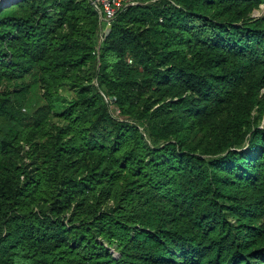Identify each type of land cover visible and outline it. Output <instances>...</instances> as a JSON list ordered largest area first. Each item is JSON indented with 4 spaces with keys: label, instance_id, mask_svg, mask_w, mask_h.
Returning <instances> with one entry per match:
<instances>
[{
    "label": "trees",
    "instance_id": "16d2710c",
    "mask_svg": "<svg viewBox=\"0 0 264 264\" xmlns=\"http://www.w3.org/2000/svg\"><path fill=\"white\" fill-rule=\"evenodd\" d=\"M132 1L0 5V264H264V0Z\"/></svg>",
    "mask_w": 264,
    "mask_h": 264
},
{
    "label": "built area",
    "instance_id": "2783aa9c",
    "mask_svg": "<svg viewBox=\"0 0 264 264\" xmlns=\"http://www.w3.org/2000/svg\"><path fill=\"white\" fill-rule=\"evenodd\" d=\"M97 10L98 16L103 20V25L99 29L98 39H102L108 32L110 20L117 9L123 8L126 3H132V0H90Z\"/></svg>",
    "mask_w": 264,
    "mask_h": 264
},
{
    "label": "rangeland",
    "instance_id": "374dc122",
    "mask_svg": "<svg viewBox=\"0 0 264 264\" xmlns=\"http://www.w3.org/2000/svg\"><path fill=\"white\" fill-rule=\"evenodd\" d=\"M264 13V4H260L258 8L254 9L252 11V14L253 15H261ZM59 94L57 95L56 97V105L58 106L59 104H62L61 101H65V100H68L70 94H71V90L69 88H67L66 86L62 87L60 89V91H58ZM110 110L113 112V113H116L115 110H113V108L110 106ZM264 122V117H263V120ZM262 122V123H263Z\"/></svg>",
    "mask_w": 264,
    "mask_h": 264
},
{
    "label": "water",
    "instance_id": "95a60500",
    "mask_svg": "<svg viewBox=\"0 0 264 264\" xmlns=\"http://www.w3.org/2000/svg\"><path fill=\"white\" fill-rule=\"evenodd\" d=\"M12 1V0H11ZM11 1H7V2H1L0 5H3V4H7V3H10ZM252 14V13H251ZM253 15V14H252Z\"/></svg>",
    "mask_w": 264,
    "mask_h": 264
},
{
    "label": "bare ground",
    "instance_id": "6f19581e",
    "mask_svg": "<svg viewBox=\"0 0 264 264\" xmlns=\"http://www.w3.org/2000/svg\"><path fill=\"white\" fill-rule=\"evenodd\" d=\"M7 1H11V0H0V3H1V2H7Z\"/></svg>",
    "mask_w": 264,
    "mask_h": 264
}]
</instances>
